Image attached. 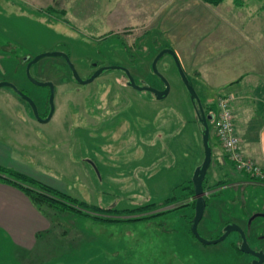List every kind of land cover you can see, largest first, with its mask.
Returning <instances> with one entry per match:
<instances>
[{
    "label": "rangeland",
    "instance_id": "1",
    "mask_svg": "<svg viewBox=\"0 0 264 264\" xmlns=\"http://www.w3.org/2000/svg\"><path fill=\"white\" fill-rule=\"evenodd\" d=\"M263 4L264 0H240V4L226 0L218 6L200 0H0V82L24 89L44 118L49 110L48 88L26 78L23 59L65 52L82 79L89 78L92 63L98 62L125 67L136 83L163 89L152 62L163 49L181 47L189 56L181 59L177 54L185 74L206 113L217 115L224 92H238L250 80L264 86ZM205 31H240L242 43L237 50L225 52L236 42L222 43L216 32L210 41ZM208 41L214 50L209 64L222 67H198ZM246 49L258 69L243 60ZM65 63L59 57H46L31 68L33 77L55 86V112L47 123L38 121L13 89L0 88V164L11 160L38 181L103 208L162 205L170 198L181 202L158 211L181 208L149 223L110 226L44 207L49 216L40 213L47 228L38 232L26 252L1 232L0 264H249L251 255L236 246V234L204 246L188 235L195 208L186 187L204 159L203 126L173 57L165 54L157 64L171 87L162 100L128 86L122 70H106L92 83L79 84ZM205 70L225 71L222 81L240 73L245 79L212 89L205 81ZM231 72L237 75L230 76ZM213 121H209L208 185L246 179L239 173H218L222 169L216 163L228 157L216 141ZM237 189L223 191L238 200L235 209L229 205L235 217L247 220V209L249 214L264 210L263 186L242 185L238 198ZM210 202L198 232L214 240L232 215L226 212L222 220L216 216L208 220ZM251 231L252 246L264 235V217L255 219ZM258 242L264 246V238Z\"/></svg>",
    "mask_w": 264,
    "mask_h": 264
},
{
    "label": "crops",
    "instance_id": "2",
    "mask_svg": "<svg viewBox=\"0 0 264 264\" xmlns=\"http://www.w3.org/2000/svg\"><path fill=\"white\" fill-rule=\"evenodd\" d=\"M207 32L210 36V41L212 40V37L214 39V35L216 32L217 36L222 37L219 39L220 41H223L222 43H227L228 39L231 40V42H236V46L231 44L233 46H231V48H225V52L234 51V49L237 50L236 48H239L240 44L242 43L240 39V31H205V33ZM210 41H208L206 45L202 47V64L198 65V67L200 66L203 69H205V65H208V70L212 66L222 67L220 65L212 64L211 66L209 64V60L214 59V50L210 46ZM245 51L248 52V54L245 55L243 60L248 61L255 69H258L256 68L257 64L255 63L256 60L254 59V56H251L250 49H246ZM176 52L181 59H183V57L186 59L189 58L188 51L181 49V47H179ZM181 52L183 53V55L181 54ZM224 72L225 71H223L222 73H209V71H206L207 77L204 76L206 78V83H209V85H211V88L214 89L216 87H224L225 85H234V83L236 82H239L241 84L245 79L244 74L240 73L237 75L236 72H231L229 75H237L236 78L228 81H222L221 77H223L222 74ZM237 90L238 89H231L228 92L223 93L227 95L230 94V96H232L234 99L232 102V108L234 112L235 131L242 141V151L246 158L251 160L264 173V86L260 84H257L255 86L250 80L249 86L240 89L238 92ZM258 94H261L262 96H258ZM227 164H230L232 166L230 170L226 169ZM216 165L217 167L222 169L221 172H218L219 174H223L225 176L231 174L234 176L239 173L243 174L246 179L238 181L235 180V182L232 183L227 182L216 190H213L215 192L221 193V195L217 197L219 200H221V202L217 205H210V216L208 217V220L210 221H213L215 216L217 219L221 220L222 216L226 215V212L232 214L233 210L237 206L238 200H236L235 197L232 196L227 197L223 193L224 190L228 188H238L236 190L237 192L235 191L236 198H238L241 193L239 190L242 185H245L246 187L250 185L264 187V180L257 181L259 179H254L245 172H241L238 170L232 172L231 170L236 168L234 164L230 160H228V158L227 160L218 161ZM1 166L11 168L18 167L19 169H15L35 178L30 172H24V170L19 167L17 163H14L11 160ZM247 175L250 179L247 177ZM217 198L214 197L213 200H216ZM229 205H232L234 209L230 210ZM205 214L206 210L204 212V216ZM44 222L45 224L47 223L46 219H44L40 211L33 205V203L21 190L9 184L0 182V234L1 232L6 233L9 236L10 240H12L16 245L24 249V252H26V250L32 246L38 232L43 231L47 228V225L45 228H43ZM26 256L27 255H24L22 257V260H25Z\"/></svg>",
    "mask_w": 264,
    "mask_h": 264
},
{
    "label": "water",
    "instance_id": "3",
    "mask_svg": "<svg viewBox=\"0 0 264 264\" xmlns=\"http://www.w3.org/2000/svg\"><path fill=\"white\" fill-rule=\"evenodd\" d=\"M165 54H169L173 57L174 61L176 62L180 77L189 93L190 99L192 104L194 105V108L196 110L197 113V117L199 122L201 123V125L203 126V131H202V143H203V148H204V159L203 162L200 166H197V168L194 171L193 174V178H192V183H193V189H194V197L196 199V204H195V214H194V218L192 220V224H191V230L195 236V238L201 242L203 245H212V244H217L219 242H222L226 239V237L231 233V232H238L241 235V239L242 242L239 245V248L242 252L246 253V254H252L255 255L258 260H254L252 262V264H262L264 262V252L263 251H259L256 252L254 249L251 248V246L248 243L247 240V235L245 234V232L243 231V229L241 227H239L236 224H230L228 226L225 227L224 229V234L214 240H207L204 239L200 233L198 232V225L200 223V221L202 220L203 216H204V212L206 209V192L204 190V180L207 174L208 169L211 166V161H212V148L210 145V127H209V121L214 119V114H208L206 115L204 108L202 106L200 97L198 96V93L196 91V89L194 88V86L192 85V83L190 82V80L188 79L187 75L185 74L177 53L175 50L168 48V49H163L162 51H160V53L154 58L153 62H152V70L154 72L155 75H157L163 82V84L165 85V88L163 90L157 89L153 86H149L147 84H138L136 83L134 77L132 76L130 70H128L125 67L122 66H102L99 69H97L89 78L87 79H82L79 75V73L77 72L75 66L72 64V62L69 59V55L65 52H60V51H54V52H45V53H41L37 56H35L31 61H29V63L26 66V76L29 79V81L31 83H33L36 86H41V87H48L49 88V113L46 116V118H42L39 114L38 111V107L36 105V103L33 101V99H31L27 94H25L23 91H21L20 89H18V87L10 82H6V81H2L0 82V88L1 87H10L11 89H13V91L22 99H24L29 105L30 108L33 112L34 117L43 123H47L49 122L55 112V102H54V98H55V86L54 83L51 81H39L37 80L35 77H33L32 73H31V67L37 63L39 60H41L42 58H46V57H61L63 58L68 66L70 67L73 77L74 79L79 83V84H90L92 83L98 76H100L104 71L106 70H122L125 72L126 76L128 77V82L127 85L138 90V91H147L150 92L154 95V97L157 100H162L165 97H167L170 93L171 87H170V83L168 82V80L166 78L163 77V75L161 73H159L158 69H157V64L159 62V60L165 55ZM27 59V58H26ZM96 65V63H94V66ZM257 217H264V213H258V214H254L251 218H250V222L252 220H254Z\"/></svg>",
    "mask_w": 264,
    "mask_h": 264
},
{
    "label": "trees",
    "instance_id": "4",
    "mask_svg": "<svg viewBox=\"0 0 264 264\" xmlns=\"http://www.w3.org/2000/svg\"><path fill=\"white\" fill-rule=\"evenodd\" d=\"M206 4H210L213 6H218L222 4L226 0H200ZM236 3L240 4V0H235ZM52 58V57H51ZM61 59V57H59ZM63 59V58H62ZM23 59V64L25 65V74H26V62ZM66 62V61H65ZM69 73L71 74V69L68 66L67 62L65 63ZM73 75V74H72ZM26 76V75H25ZM27 78V76H26ZM192 83V81H191ZM193 85V83H192ZM25 93L24 89H21ZM48 95V94H47ZM19 97V96H18ZM21 98V97H19ZM22 99V98H21ZM25 103H27L24 99H22ZM49 104V103H48ZM28 105V103H27ZM29 106V105H28ZM205 108V107H204ZM47 109V103H46ZM206 110V109H205ZM49 111V110H48ZM48 113V112H47ZM203 145V143H202ZM211 145V140H210ZM212 147V146H211ZM204 149V148H203ZM227 157V156H226ZM227 160V159H226ZM249 178V176L247 175ZM250 179V178H249ZM0 182L9 184L17 189L21 190L33 203V205L42 213L49 216V213L45 211L44 207L50 208L55 212L59 213H70L72 215H78L84 220H91L92 222L106 225H138L143 222H148L157 217L169 212H173L179 208H173L166 211H158L159 208L172 205L174 203H179L178 199L170 198L167 199L162 205H157L155 203H147L135 206L133 208L120 209L116 210L115 208H103L98 205H92L85 201L78 200L65 192H61L59 189L51 187L43 182L36 180L35 178L26 175L15 168L4 167L0 165ZM209 181L204 180L203 186L206 191H213L222 185L226 184L225 181L216 182L212 185H208ZM224 183V184H223ZM189 193L187 197L194 196L193 183L191 181ZM221 193L212 192L210 198L214 199L219 197ZM208 199V198H206ZM221 202L218 198L213 200V205H217ZM193 208H195V202L193 201ZM158 211V212H157ZM195 212V210H194ZM191 216V220L189 221L188 227V235L192 240H195L198 244H201L194 236L191 230L192 219L194 218V213ZM140 215V216H137ZM122 216L128 218H121ZM146 224V223H145ZM204 246V245H203ZM238 249V248H237ZM239 250V249H238ZM240 251V250H239ZM200 255V254H199ZM203 258V257H202ZM207 260V259H206Z\"/></svg>",
    "mask_w": 264,
    "mask_h": 264
},
{
    "label": "built area",
    "instance_id": "5",
    "mask_svg": "<svg viewBox=\"0 0 264 264\" xmlns=\"http://www.w3.org/2000/svg\"><path fill=\"white\" fill-rule=\"evenodd\" d=\"M218 105V114L214 115L213 130L217 142L223 147L228 159L238 171L245 172L257 179H264V173L251 160L247 159L242 151V141L234 127L233 97L223 95Z\"/></svg>",
    "mask_w": 264,
    "mask_h": 264
},
{
    "label": "flooded vegetation",
    "instance_id": "6",
    "mask_svg": "<svg viewBox=\"0 0 264 264\" xmlns=\"http://www.w3.org/2000/svg\"><path fill=\"white\" fill-rule=\"evenodd\" d=\"M34 57H29V58H27V59H25L24 61L26 62V66H27V64L29 63V61H31L32 59H33ZM40 61V60H39ZM38 61V62H39ZM37 62V63H38ZM37 63H35L34 65H36ZM94 63H96V65L94 66ZM94 63H92V67L94 68V71H93V73L97 70V69H99L100 67H102L103 65H101V64H99L98 62H94ZM33 65V66H34ZM32 66V67H33ZM31 67V68H32ZM92 73V74H93ZM91 74V75H92ZM90 75V76H91ZM89 76V77H90ZM99 77V76H98ZM74 78V77H73ZM128 82V81H127ZM127 84V83H126ZM141 85V84H140ZM48 88V87H47ZM165 88V85L163 84V89ZM163 89H160V90H163ZM48 91H49V88H48ZM49 93V92H48ZM48 103H49V96H48ZM49 109H50V107H49ZM196 111V110H195ZM204 111H205V113H206V110L204 109ZM48 113H49V111H48ZM48 113H47V115H48ZM197 114V113H196ZM211 114V113H210ZM213 114V113H212ZM46 115V116H47ZM206 115H208L207 113H206ZM44 118H46V117H44ZM260 180V179H259ZM205 192H206V196H205V198H208V199H206V202H207V205H206V208L208 207V201L209 200H211V202H210V204L209 205H211V204H213V199H211L209 196H207L208 195V192L209 191H206L205 190ZM212 194V193H211ZM210 198V199H209ZM193 199H194V202H195V204H196V199L194 198V196H191L190 197V200H191V202H193ZM206 210V209H205ZM247 211H248V213L246 212L245 214H248L249 216H248V218H247V220H243V219H241V218H239V217H235L233 214H231L232 216L230 217V216H228L229 217V219H227V221H223L224 222V226H223V228H222V230H221V233H220V235L218 236V238L219 237H221L223 234H224V229H225V227L226 226H228V225H230V224H236V225H238L239 227H241L242 229H243V231L245 232V234L247 235V240H248V243L250 242V243H252L251 241H250V239L251 238H253L254 236H253V233H252V231H251V229H252V225H253V223H254V221H255V219L254 220H252L251 222H250V218L254 215V214H258V213H264V210H262V211H256V212H254V213H251V214H249V210L247 209ZM216 214V213H215ZM229 215H230V213H228ZM220 215H221V213H220ZM227 215V214H226ZM220 218H221V216H220ZM258 218V217H257ZM193 220V219H192ZM221 220H222V218H221ZM199 226V225H198ZM231 233H233V234H236L237 235V237H238V239H239V241L238 242H236V246L239 248V245L241 244V242H242V239H241V235L238 233V232H231ZM230 233V234H231ZM229 234V235H230ZM264 234V233H263ZM229 235L226 237V239L229 237ZM264 238V235H262V236H258L257 238H256V245L255 244H252V246L250 245V243H249V245L251 246V248L252 249H254L256 252H259V251H263L264 252V246L262 245V244H260L258 241H260L261 239H263ZM225 239V240H226ZM201 243V242H200ZM219 243H221V242H219ZM219 243H217V244H219ZM202 244V243H201ZM217 244H215V245H217ZM249 255H251V260H250V263L249 264H252V262L254 261V260H258V258L255 256V255H252V254H249ZM262 264H264V262L262 263Z\"/></svg>",
    "mask_w": 264,
    "mask_h": 264
}]
</instances>
